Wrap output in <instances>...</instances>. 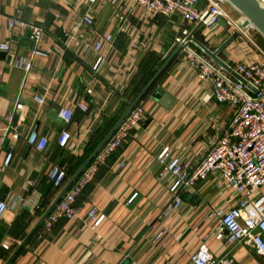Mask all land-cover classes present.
<instances>
[{
  "label": "crops",
  "instance_id": "obj_1",
  "mask_svg": "<svg viewBox=\"0 0 264 264\" xmlns=\"http://www.w3.org/2000/svg\"><path fill=\"white\" fill-rule=\"evenodd\" d=\"M85 9L80 0H0V43L11 46L9 51L0 48V124L13 113V124L21 132L35 129L49 139L43 152L24 137L0 152V200L9 203L0 219V264H6L63 189L55 188L49 180L52 165L67 171L68 182L138 96L132 99L130 88L139 70L146 76V64L152 69L156 60L166 61L179 45L176 38L182 31L191 33L197 25L175 15L152 16L133 0H100L95 23L88 27L82 22ZM226 9L236 21L241 20L242 15L232 5ZM10 17L46 29L43 45L51 53L34 57L29 72L16 61L30 55V31L11 30ZM234 31L238 32L221 18L209 40L202 27L196 37L202 36L215 50ZM103 32L111 33L115 41L95 70L97 54L83 56L77 44L84 37L91 39ZM68 38L75 41L65 47ZM221 57L232 68L239 62L261 60L264 47L259 32L251 27L239 31ZM157 86L172 98L163 102L154 98ZM36 96L44 98V103L37 102ZM80 102L88 105V111L78 106ZM17 103L23 107L15 110ZM62 107L73 111L68 123L59 116ZM135 108L141 110V119L78 197L76 216L60 218L48 232L42 225L11 264H195L192 255L202 244L215 259L264 264V254L252 243L229 244L212 234L215 220L211 210L235 206L241 197L224 185L218 171L182 191L183 203L169 216L161 214L172 198L174 179L158 164L157 154L170 146L193 166L228 128L236 107L220 103L210 85L199 80L179 53ZM62 130L70 132L66 146L58 144ZM8 149L14 157L5 165ZM91 208L105 215L95 228L87 222ZM158 231L163 235L154 241Z\"/></svg>",
  "mask_w": 264,
  "mask_h": 264
},
{
  "label": "built area",
  "instance_id": "obj_2",
  "mask_svg": "<svg viewBox=\"0 0 264 264\" xmlns=\"http://www.w3.org/2000/svg\"><path fill=\"white\" fill-rule=\"evenodd\" d=\"M78 1L76 0V2ZM80 1L86 6L82 22L85 26L92 27L95 23L96 6L100 0ZM116 1L113 0V2ZM259 1L264 4V0ZM133 4L152 16L175 15L188 23L202 22L206 41L213 36L221 18L229 26L236 28L238 32H245L247 29L242 26L243 16L240 21H236L227 11L226 0H133ZM56 16L59 17L60 14L57 13ZM117 16L125 21L120 14ZM126 24L127 20L122 23V29ZM8 25L11 30L30 31V55L18 57L17 65L29 72L34 57L50 55L51 50L43 45L46 34L43 25L11 17L8 18ZM189 34L190 31L184 29L182 34L176 38V43L184 42ZM74 41L68 38L64 42V46H72ZM114 41L115 38L111 33L103 32L96 34L91 39L84 37L77 45L83 56L90 52L97 54L94 63V68L97 70L105 61L104 51L111 49ZM0 48L9 51L11 46L8 42H2ZM63 50L56 47V51L61 54L64 53ZM180 53L183 54L184 63L195 72L199 80L210 85L212 95L220 103L235 106L236 111L228 128L221 136L212 141L202 158L193 166L174 154L170 146L163 147L157 154L158 164L174 179L170 187L172 198L161 214L165 217L169 216L183 203L182 191L194 188L200 179L218 171L224 185L233 189L241 197L235 206H220L211 210L210 216L215 220L212 234L229 244L252 243L258 253L264 254V57L258 61L239 62L235 66L234 69L247 80V83H244L206 54L200 52L191 42L186 41ZM35 100L40 104L45 101L40 96H36ZM78 106L83 111L89 109L85 102L78 103ZM22 107V103H17L15 110ZM59 116L68 123L73 117V111L70 108L62 107ZM140 119L141 110L134 108L47 216L43 222L44 231H50L60 218L71 220L76 216L78 197L93 180L99 168L117 151L130 131L137 126ZM13 120L12 113L6 117L5 124H0V152L5 151L8 143L21 137L26 138L28 144L38 151L43 152L48 148L49 139L47 136L40 134L35 129L23 133L13 124ZM69 140L70 132L62 130L58 144L66 146ZM6 152L4 164L9 165L13 160L14 153L10 149ZM48 177L52 185L58 189L64 188L69 178L67 171L58 164L52 165ZM8 208V201L0 200V219ZM38 208L40 205L37 206ZM104 218L105 215L99 214L96 208H91L88 211L87 222L93 228L98 227ZM162 235L163 231H158L154 241L160 239ZM192 260L195 264H232L227 258L215 259L212 257L204 244L195 251Z\"/></svg>",
  "mask_w": 264,
  "mask_h": 264
},
{
  "label": "water",
  "instance_id": "obj_3",
  "mask_svg": "<svg viewBox=\"0 0 264 264\" xmlns=\"http://www.w3.org/2000/svg\"><path fill=\"white\" fill-rule=\"evenodd\" d=\"M230 5H232L242 16L243 22L242 26L247 28L252 25L263 37H264V4L259 0H226ZM202 27V22L197 23L194 30L187 36L186 40L180 43L174 52L169 56V58L164 62V64L159 68L153 78L149 81V83L143 88V90L138 94L135 100L128 106V108L124 111V113L120 116V118L116 121V123L112 126L109 132L105 135L99 145L95 148V150L88 156L82 166L78 169V171L70 178L64 188L61 190L56 199L50 204V206L45 210L42 214L36 225L33 229L28 233L25 239L21 242L18 248L14 251L11 257L8 259L6 264H11L20 251L27 245L33 234L43 225V222L47 218V216L52 212V210L56 207L58 202L64 196V194L71 188V186L77 181L80 175L84 172V170L88 167V165L93 161L99 151L103 148V146L107 143L109 138L115 133V131L119 128L121 123L126 119V117L131 113V111L139 104L142 98L150 91V89L157 82L162 73L170 66V64L174 61V59L181 52L185 42H191L198 46L204 54H206L209 58H211L218 65L223 67L225 70L230 72L235 78L242 80L244 83H247V80L241 76L230 64H228L221 56V52L225 49L237 36L238 32L234 31L231 36L223 42L217 49L213 50L207 44L202 42L199 38L196 37L198 30ZM253 88L251 85H249ZM255 89V88H254ZM153 97L161 100L167 97H171L167 94L166 90L157 86L153 91ZM172 98V97H171Z\"/></svg>",
  "mask_w": 264,
  "mask_h": 264
},
{
  "label": "trees",
  "instance_id": "obj_4",
  "mask_svg": "<svg viewBox=\"0 0 264 264\" xmlns=\"http://www.w3.org/2000/svg\"><path fill=\"white\" fill-rule=\"evenodd\" d=\"M259 36H260V38H261V41H262V45H263V47H264V37L259 33ZM202 42H204L205 44H207L206 42H205V40H204V38H202V36L201 37H198ZM196 46V45H195ZM197 48H198V50L200 51V52H202V50L198 47V46H196ZM220 56H221V54H220ZM149 59H152V58H150L149 57ZM165 62V60H161V61H159V60H156L155 62H154V66H153V68L152 69H148V64H146V63H151V62H149V61H147L145 64H146V66L144 67V69H145V73L147 74L146 76L144 75V71L141 69V70H139V73H138V75L135 77V79L133 80V82H132V84H131V90L130 91H132L134 94H133V98L132 99H134L139 93H140V91L147 85V83L151 80V78L154 76V74L157 72V70L163 65V63ZM167 70V69H166ZM166 70L162 73V75L166 72ZM144 75V76H143ZM162 75L159 77V79L162 77ZM158 79V80H159ZM155 85H156V83L154 84V86L152 87V88H154L155 87ZM151 88V89H152ZM150 89V90H151ZM132 101V100H131ZM130 101V102H131ZM129 102V103H130ZM129 103L127 104V106L129 105ZM116 120V119H115ZM115 120H113L114 122H115ZM113 125V122L112 123H110L108 126H107V128L104 130V133H102V134H100V136L97 138V142H95L94 143V145L91 147V149L89 150V153H88V155L94 150V148L96 147V145L100 142V140L104 137V135L107 133V131L110 129V127ZM72 175V174H71ZM70 175L68 174V177H69Z\"/></svg>",
  "mask_w": 264,
  "mask_h": 264
},
{
  "label": "rangeland",
  "instance_id": "obj_5",
  "mask_svg": "<svg viewBox=\"0 0 264 264\" xmlns=\"http://www.w3.org/2000/svg\"><path fill=\"white\" fill-rule=\"evenodd\" d=\"M228 5H230L227 1H226V4H225V7H227ZM252 28V27H251ZM254 30H256L255 28H253ZM257 31V30H256ZM258 32V31H257Z\"/></svg>",
  "mask_w": 264,
  "mask_h": 264
},
{
  "label": "bare ground",
  "instance_id": "obj_6",
  "mask_svg": "<svg viewBox=\"0 0 264 264\" xmlns=\"http://www.w3.org/2000/svg\"><path fill=\"white\" fill-rule=\"evenodd\" d=\"M250 27H253L252 25H250Z\"/></svg>",
  "mask_w": 264,
  "mask_h": 264
}]
</instances>
